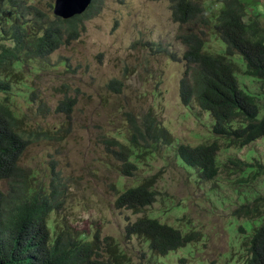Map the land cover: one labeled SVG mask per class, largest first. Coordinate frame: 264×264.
<instances>
[{
  "label": "trees",
  "instance_id": "trees-1",
  "mask_svg": "<svg viewBox=\"0 0 264 264\" xmlns=\"http://www.w3.org/2000/svg\"><path fill=\"white\" fill-rule=\"evenodd\" d=\"M168 1L172 20L183 30L180 41L186 46L180 56L185 60L179 80L180 100L190 110L191 102H197L209 120L213 119L210 136L215 137L197 144L178 138L174 143V135L152 111L141 118L128 113L126 128L120 131L123 139L104 138L105 150L117 169L132 175L139 158L164 146L171 147L179 163L193 171L196 179H211L221 169L216 158L219 138L229 147L243 146L264 135V113L259 116L260 106L264 107V90L251 91L249 82L242 84L238 78L243 74L257 81L259 88L264 84V0ZM39 3L40 0H0V179H4V189L0 188V264H126L125 252L112 236L104 235L102 241L98 231L93 239L84 240L69 224L60 221L56 209L63 202L68 183L63 181L56 163L41 171L20 161L29 144L58 141L69 133L68 127L33 124L37 116L49 112V106L40 99L44 103L28 112L22 109L16 95L22 94L20 85L27 83L29 74L54 65L50 61L53 50L80 35L79 20L93 6L83 14L60 18L50 15ZM206 34L223 41L224 51H208ZM235 53L242 56V63L231 57ZM121 84L112 77L107 87L120 91ZM262 98L263 104L259 102ZM76 101L75 95L64 93L53 110L71 117ZM227 160L237 170L246 165L255 167L250 175L229 177L238 184L264 172L260 162L235 156ZM155 180L151 175L126 188L115 204L140 210L154 199ZM256 201L253 211L245 213H259L264 195ZM52 212L57 217L49 221ZM125 234L144 238L149 248L160 253L192 235L151 217L127 223ZM244 237L248 251L239 264H264V221Z\"/></svg>",
  "mask_w": 264,
  "mask_h": 264
},
{
  "label": "rangeland",
  "instance_id": "rangeland-1",
  "mask_svg": "<svg viewBox=\"0 0 264 264\" xmlns=\"http://www.w3.org/2000/svg\"><path fill=\"white\" fill-rule=\"evenodd\" d=\"M40 1L48 6V0ZM91 12L94 14L79 22L80 35L51 52L54 65L28 78L52 108L64 93L76 96L71 117L50 110L32 122L47 128L68 127L69 133L58 141L29 144L20 161L41 171L56 163L68 183L60 221H71L81 230L98 228L101 236H112L125 252L127 264H238L229 256L240 257L239 252L230 249L262 221L264 214L247 217L234 210L251 201L258 190L263 192L264 175L250 185L237 184L230 178L248 173L252 166L238 171L227 157L264 163V135L241 147H223L216 156L222 164L220 174L212 180L196 179L193 171L179 163L173 149L165 146L148 152V158L142 157V167L135 175L121 173L103 139H123L120 131L126 128L128 113L141 118L152 111L171 130L174 143L178 138L191 143L209 138L213 119L209 120L195 100L191 102L193 112L180 100L179 80L185 68L180 56L186 46L179 37L183 30L171 18L168 0H96ZM206 45L218 51L225 46L214 36H207ZM232 58L243 61L239 54ZM112 77L121 80L120 91L107 87ZM238 78L242 84L248 81L251 91L264 90V84L259 88L257 81L243 74ZM20 104L28 112L36 107V102L25 101L23 96ZM263 113L260 106L259 116ZM158 170L155 201L143 211L134 213L115 204L113 184L127 187ZM147 213L157 214L183 233L201 230L200 235L165 254L152 253L144 238L126 236L124 231L127 222ZM182 213L186 217L178 220ZM56 217L52 212L48 218Z\"/></svg>",
  "mask_w": 264,
  "mask_h": 264
},
{
  "label": "clouds",
  "instance_id": "clouds-1",
  "mask_svg": "<svg viewBox=\"0 0 264 264\" xmlns=\"http://www.w3.org/2000/svg\"><path fill=\"white\" fill-rule=\"evenodd\" d=\"M95 1L96 0H90V2L88 3V5L85 7V9L84 10H82L81 12H79V13H76V14H74V15H77V14H83V13H85L87 10H88V8L90 7V5L91 4H93V6L91 7V9H90V13L88 14V15H91V14H94V12H91L92 11V9H93V7H94V3H95ZM49 2H51V7H50V9H49V7L47 6V7H45V6H43L42 5V3H41V1H40V5L45 9V10H48L49 11V13H50V15L52 14L53 16L55 15V16H57V17H60V18H63V17H61V16H59V15H57V14H55L54 12H53V7H54V0H48L47 1V5H48V3ZM169 9H170V7H169ZM171 12V11H170ZM74 15H72V16H74ZM72 16H69V17H72ZM87 16V15H86ZM86 16H83V17H86ZM69 17H66V18H69ZM82 17V18H83ZM82 18H81V20H79V22H81L82 21ZM260 19H261V17H260ZM78 28H79V23H78ZM79 32H80V28H79ZM80 34V33H79ZM207 36H209V35H204V37L205 38H207ZM225 44V43H224ZM207 47V46H206ZM219 48V47H218ZM224 48H225V46H224ZM217 49V48H216ZM216 49H214V50H212V49H210V48H208L207 47V50L208 51H215ZM216 51H218V50H216ZM223 51H224V49H223ZM223 51H219V52H223ZM235 54H238V53H235ZM234 54H232L231 55V57L233 56ZM240 55V54H239ZM241 56V55H240ZM242 57V56H241ZM32 76V74H29V76L27 77V83L26 84H24V85H21L22 86V88L21 89H23V92H22V94L20 93L19 95H16V100H18V101H20V97L21 96H23V100H25V101H28V102H30V103H32V102H36V107H38V105L42 102V103H44L48 108H49V112H50V110H52V111H54L53 110V108H54V106H55V104L57 103H55L54 104V106H53V108L44 100V102L43 101H41L40 99H43L35 90H34V88L32 87V84H31V82H29L28 81V78L29 77H31ZM261 87V86H260ZM64 95V94H63ZM63 97V96H62ZM61 98V97H60ZM59 99V98H58ZM21 105V104H20ZM22 107V109H24V107L23 106H21ZM35 107V108H36ZM126 120H127V118H126ZM162 124H164V123H162ZM126 125H127V122H126ZM165 125V124H164ZM210 125V124H209ZM166 126V125H165ZM167 127V126H166ZM168 128V127H167ZM210 128V127H209ZM169 129V128H168ZM170 130V129H169ZM210 130H211V128H210ZM171 131V130H170ZM172 133V132H171ZM215 136H210L209 138H207V139H201V140H198V141H196L195 143H191V142H187V141H184V142H187V143H191V144H197V143H199V142H201V141H204V140H212L213 138H214ZM258 138V137H257ZM256 139V138H255ZM219 142H220V148L217 150V154H216V156H218L219 155V153H220V150L223 148V147H225L224 146V143H223V140L221 139V138H219ZM251 142V141H250ZM249 143V142H248ZM248 143H246V144H248ZM245 144V145H246ZM244 146V145H243ZM238 147H241V146H238ZM228 157H229V155H228ZM230 157H232V156H230ZM235 157H237V156H235ZM145 158H148V156H145ZM217 158V157H216ZM237 158H240V157H237ZM140 159V161L142 160V158H139ZM241 159V158H240ZM178 160V159H177ZM242 160V159H241ZM254 161H257V160H254ZM253 161V162H254ZM257 162H259V161H257ZM257 162H254V163H257ZM140 163V162H139ZM218 163V162H217ZM233 163V162H232ZM260 163H262V162H260ZM219 164V163H218ZM234 164V163H233ZM264 164V163H263ZM182 165V164H181ZM220 165V167L222 166V164H219ZM235 165V164H234ZM184 166V165H183ZM247 166H249V165H246V166H244V168L245 167H247ZM252 166V169L254 170L255 169V167H254V165H251ZM142 166L139 164L137 167H135L133 170H132V172H133V174L132 175H128V174H125V175H128V176H133V175H135V172L137 171V170H139L140 168H141ZM185 167V166H184ZM234 169H236V167L234 168ZM237 170V169H236ZM238 171H240V170H238ZM120 172L122 173V171L120 170ZM158 172H159V170L158 171H156V172H154V173H151V174H145L143 177H140V178H138V179H136L135 181H134V184L133 185H129V186H127V187H119L118 185H119V183L118 182H116L115 184H113V186H114V188L117 190V194H116V197L121 193V192H123L126 188H128V187H130V186H135L138 182H141L145 177H148V176H151V175H155V178H156V180H155V182H154V184L152 185V189L155 191V193H154V199L150 202V203H148V204H146V205H144L140 210H137V211H134L132 208H130V207H126V206H122V207H126V208H128V209H131L134 213H137V212H141V211H143L148 205H150L153 201H155V198H156V194H157V190H156V188H155V185H156V182H157V180H158ZM251 172L252 171H249L248 173H246V174H244V175H250L251 174ZM124 174V173H123ZM218 174H220V172L218 173ZM230 175H233V174H230ZM229 175V176H230ZM241 175H242V173H241ZM261 175H264V172L263 173H261V174H259L258 176H256V177H253V178H251L250 180H248V181H245V180H243L242 181V184H249L250 183V181H252V180H256V179H258V177L259 176H261ZM214 178H216V175L213 177V178H211V179H198V180H212V179H214ZM142 179V180H141ZM237 184H238V182H236ZM3 184H4V179H0V188L1 189H4V187H3ZM250 185V184H249ZM64 194V198H63V202L60 204V206L56 209V212L58 213V214H60L61 212H60V209L61 208H63L64 207V205H65V201H66V192H64L63 193ZM262 195H264V190H263V192H260L259 190H258V192L253 196V198H252V200L251 201H249V202H247V203H245V204H243V205H241V206H239V207H237L234 211L237 213V214H239V215H243V216H247V217H256V216H259L260 214H264V205H261L260 206V211H259V213L257 214V215H254V216H250V214L249 213H245V211L246 210H252L253 211V208H254V206H255V204L257 203V198L259 197V196H262ZM116 197H115V199H116ZM166 211H168V210H166ZM149 213V212H148ZM148 213L147 214H144V215H141V216H138V217H136L134 220H136L137 218H141V217H151V218H156L159 222H161V223H165V224H167V225H170V226H172V227H174V228H179V227H177V226H173V225H171V224H169V223H167V222H165V221H161L156 215H148ZM153 214H155V213H153ZM185 213H182L181 214V216H178L179 218H178V220H181V219H184L185 217H186V215H184ZM62 216V215H61ZM52 220V219H51ZM133 220V221H134ZM133 221H129V222H133ZM264 221V217H263V219H262V221L258 224V225H255V226H253V227H256V226H259L262 222ZM129 222H127V223H129ZM126 223V224H127ZM67 224H69L77 233H78V235L82 238V239H84V240H91V239H93V237H94V234L96 233V232H98L99 231V229L97 228V229H95V230H86V229H78V228H76L72 223H71V221H69V223H67ZM125 224V225H126ZM239 229H240V231H242V230H244L243 232H245L246 230L243 228V227H239ZM252 230V229H251ZM124 231H125V226H124ZM181 231V230H180ZM199 232L201 231V230H198ZM198 231H195V230H189V231H187V232H182V234H187V233H192V235H191V237L190 238H188L186 241H184V243H182V244H180V245H178V246H176V247H174V248H171V249H169V250H167V252L168 251H170V250H172V249H175V248H177V247H179V246H182V245H184L186 242H188V241H190V240H193V239H198V237H199V232ZM100 232V231H99ZM100 234V233H99ZM126 235V234H125ZM132 235V234H131ZM136 235V234H135ZM245 235H249V233L248 234H245ZM245 235H243L242 237H241V239L239 240V242L237 243V245L234 247V248H232V249H230V251H233V252H239V254L238 255H240V257H236L235 255H232V254H230V256H229V259H231V258H233V257H235L236 259H237V261H238V264L239 263H241L242 262V260H243V258L246 256V253H247V251H246V242H247V238L246 237H244ZM126 236H129V235H126ZM100 238L102 239V241H103V236H101L100 235ZM145 240V239H144ZM116 241V240H115ZM146 242H147V240H145ZM117 242V241H116ZM118 243V242H117ZM148 243V242H147ZM118 246H119V244H118ZM120 248V247H119ZM148 248H149V246H148ZM150 250H151V252L152 253H156V254H165V253H160V252H157L156 250H154V249H151V248H149ZM120 250H122L121 248H120ZM166 252V253H167ZM126 264H127V261H126Z\"/></svg>",
  "mask_w": 264,
  "mask_h": 264
},
{
  "label": "water",
  "instance_id": "water-1",
  "mask_svg": "<svg viewBox=\"0 0 264 264\" xmlns=\"http://www.w3.org/2000/svg\"><path fill=\"white\" fill-rule=\"evenodd\" d=\"M90 0H54L53 12L63 18L81 12Z\"/></svg>",
  "mask_w": 264,
  "mask_h": 264
}]
</instances>
